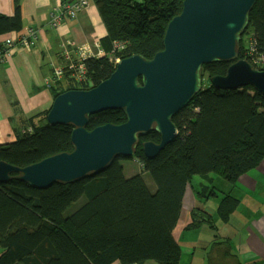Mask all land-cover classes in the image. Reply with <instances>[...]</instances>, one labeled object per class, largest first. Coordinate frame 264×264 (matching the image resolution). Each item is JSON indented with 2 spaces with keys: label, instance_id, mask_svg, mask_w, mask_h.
<instances>
[{
  "label": "trees",
  "instance_id": "1",
  "mask_svg": "<svg viewBox=\"0 0 264 264\" xmlns=\"http://www.w3.org/2000/svg\"><path fill=\"white\" fill-rule=\"evenodd\" d=\"M184 1L93 0L107 31L104 52L112 54L115 42L124 49L112 57L86 60L87 82L72 81L65 90L54 86L52 103L67 91L89 90L110 78L117 59L140 55L152 60L164 49L167 28L182 13ZM13 3L12 17L0 14L2 44L23 30L21 6L18 0ZM252 43L255 56H264V0H258L250 13L236 60L264 70L253 62ZM234 62L204 65L203 81L210 85L174 117L179 135L156 158L148 159L144 152V143L161 140L151 131L140 136L133 158L119 156L103 172L75 183L37 189L15 175L0 182V264H181V246L173 233L193 177L213 173L236 184L264 161V94L252 86L221 91L210 82L214 76H225ZM66 64L63 55L58 66ZM48 113L44 126L33 122L31 130L16 132V141L0 144V162L25 168L73 152L74 126H50ZM126 121L121 110L104 111L90 117L87 129ZM123 159H137L156 190L142 175L127 178ZM209 192L216 194L214 189ZM237 205L226 196L218 216L229 221ZM199 211L197 207L193 212V226L207 220L214 229L211 218L200 219Z\"/></svg>",
  "mask_w": 264,
  "mask_h": 264
},
{
  "label": "water",
  "instance_id": "2",
  "mask_svg": "<svg viewBox=\"0 0 264 264\" xmlns=\"http://www.w3.org/2000/svg\"><path fill=\"white\" fill-rule=\"evenodd\" d=\"M258 0H185L169 24L164 49L152 60L140 55L119 61L107 80L89 90H70L54 99L50 126L73 125V152L20 168L0 162V182L13 175L37 189L72 184L109 168L122 156L133 158L140 136L155 131L160 144L144 143L145 156L156 158L179 135L174 117L204 88V65L235 61L211 85L221 91L252 86L264 94V70L238 60L242 34ZM121 110L127 121L87 129L90 117Z\"/></svg>",
  "mask_w": 264,
  "mask_h": 264
},
{
  "label": "crops",
  "instance_id": "3",
  "mask_svg": "<svg viewBox=\"0 0 264 264\" xmlns=\"http://www.w3.org/2000/svg\"><path fill=\"white\" fill-rule=\"evenodd\" d=\"M13 1L0 0L1 15H14ZM71 1L18 0L23 30L11 37L27 35L33 30L36 45L14 47L9 61L0 64V144L16 141V132L31 130L33 122L45 125L44 114L53 104L51 88L54 85L65 90L72 83L68 77L56 81L54 70L63 63L65 45L74 40L75 34L85 33L83 41L88 42L94 53L98 52L95 41L106 51L102 40L107 37V31L93 0H89V6L79 13L78 19L65 18L58 28L49 26L52 15ZM220 190L224 197L230 190L229 196L238 202L229 221L218 219V203L215 209L206 208L210 199H206V205H200L193 188L188 186L173 233L181 246V264L183 258L189 264H264V161L242 175L236 184H226ZM197 207L200 219L211 218L214 229L207 220L193 226V212Z\"/></svg>",
  "mask_w": 264,
  "mask_h": 264
},
{
  "label": "built area",
  "instance_id": "4",
  "mask_svg": "<svg viewBox=\"0 0 264 264\" xmlns=\"http://www.w3.org/2000/svg\"><path fill=\"white\" fill-rule=\"evenodd\" d=\"M88 6L89 0H72L71 2L65 4L63 9L60 10L58 14L52 15V19L50 21L49 26L51 28H58L65 18L78 19L79 13L86 9ZM34 35L35 32L33 30H29L27 35H19L13 37L10 36L5 40L3 44L0 41V64H4L9 61V58L12 55L11 51L14 47L19 45L28 48L34 47L36 45V38L34 37ZM84 36L86 35L83 32L77 35L75 34L74 40L69 41L67 45H65L64 59L66 60L67 64L66 66H57L55 68L54 79L56 81L68 77L71 78L72 81L85 83L88 80L86 60L91 58L99 59L103 57H112L117 52L122 51L124 49L123 44L115 42L112 54H106L101 48V44L99 45L98 41H95L98 52L94 53L93 48L88 44V42L84 43ZM67 46L71 49H66ZM253 46L254 44L252 43L251 52L254 54L253 62L264 67V56H255L256 50L253 49ZM120 60L121 59H117V65ZM53 82L55 83V81Z\"/></svg>",
  "mask_w": 264,
  "mask_h": 264
},
{
  "label": "rangeland",
  "instance_id": "5",
  "mask_svg": "<svg viewBox=\"0 0 264 264\" xmlns=\"http://www.w3.org/2000/svg\"><path fill=\"white\" fill-rule=\"evenodd\" d=\"M203 83H204V87H208L210 85L207 79H205ZM121 164L124 167L125 176L127 178H131L136 175H142L145 178L148 185L151 187V189L154 191L156 190L155 183L150 178V176L144 171L142 164L137 159H133V160L123 159L121 161ZM226 184L231 185L229 181L212 173L209 177H202L200 175L194 176L190 187L193 188V191L195 195L197 196V200L200 205H206L207 203L206 199H210L206 208L211 209L212 207H214L215 209L217 207V203H218V206H220L219 203L221 204L222 202L221 200L225 198L222 195L223 191L221 190L219 191V189H224ZM212 189H214L216 194H211V192H209V190H212ZM229 191L226 192V195H230ZM203 201H206V202H203ZM231 216L232 214L230 215V219H231ZM218 219L221 220V218H218ZM2 252L3 250L0 248V255L2 254ZM182 261H183V264H189L185 258H183Z\"/></svg>",
  "mask_w": 264,
  "mask_h": 264
},
{
  "label": "flooded vegetation",
  "instance_id": "6",
  "mask_svg": "<svg viewBox=\"0 0 264 264\" xmlns=\"http://www.w3.org/2000/svg\"><path fill=\"white\" fill-rule=\"evenodd\" d=\"M150 142H154V141H150ZM160 142H161V140H160ZM160 142H154V143H156V144H160Z\"/></svg>",
  "mask_w": 264,
  "mask_h": 264
}]
</instances>
